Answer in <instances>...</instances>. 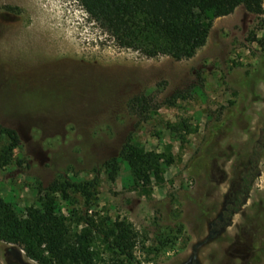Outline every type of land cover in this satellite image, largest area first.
I'll return each instance as SVG.
<instances>
[{
	"label": "rangeland",
	"instance_id": "1",
	"mask_svg": "<svg viewBox=\"0 0 264 264\" xmlns=\"http://www.w3.org/2000/svg\"><path fill=\"white\" fill-rule=\"evenodd\" d=\"M207 17L206 45L175 61L120 48L77 0H0V124L21 140L12 154L0 141V199L27 214L55 180H92L98 169L92 264H191L194 255L199 264H264V150L253 160L264 128V16L240 6ZM141 94L159 106L146 121L127 107ZM129 138L160 156L150 185L120 158ZM114 158L120 170L110 179ZM242 171L258 173L246 204L212 233ZM56 197L70 233L84 231L70 211L84 213L87 199ZM117 222L134 232L131 259L107 239ZM0 264L39 263L23 244L0 240Z\"/></svg>",
	"mask_w": 264,
	"mask_h": 264
},
{
	"label": "trees",
	"instance_id": "2",
	"mask_svg": "<svg viewBox=\"0 0 264 264\" xmlns=\"http://www.w3.org/2000/svg\"><path fill=\"white\" fill-rule=\"evenodd\" d=\"M89 16L96 21L115 43L123 49L136 51L147 58L167 56L175 61L189 60L206 45L211 24L207 22L208 12L215 18L233 14L243 6L249 13L264 16V0H77ZM183 99L180 93L167 100L169 106H175ZM128 109L146 121L149 114L159 108L155 98L141 94L131 98ZM184 130L190 132L185 125ZM178 130L177 127L173 128ZM177 133V132H176ZM8 139L6 154H12L20 146V137L15 129L0 124V141ZM184 141V138H181ZM264 150V128L262 135L253 148V160L257 166ZM120 158L124 159L131 171L132 179L137 183L150 185L152 179H159L161 172L160 156L142 151L132 138L123 145ZM120 170L118 158L105 164V173L110 179ZM101 171L96 169L92 180L76 177L57 179L42 191L39 198L40 209H29L20 215L17 209L0 199V240L5 243L23 244L31 259L39 264H92L94 253L90 247L95 228L89 212L96 205L97 189L101 183ZM257 172L242 171L230 188L227 201L211 227L212 233H221L233 223L246 204L247 194ZM62 195L67 204L73 205V199L80 195L87 199L85 212L71 208L70 213L85 230L70 233L60 218V209L56 195ZM107 234L112 249L121 255L132 258L134 232L124 222H117ZM37 244L42 252H32ZM191 264H199L196 256Z\"/></svg>",
	"mask_w": 264,
	"mask_h": 264
}]
</instances>
